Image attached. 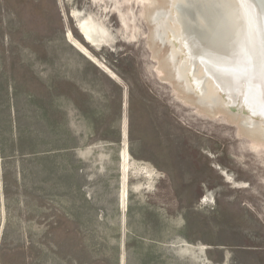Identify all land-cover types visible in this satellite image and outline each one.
Masks as SVG:
<instances>
[{
  "label": "rangeland",
  "instance_id": "rangeland-1",
  "mask_svg": "<svg viewBox=\"0 0 264 264\" xmlns=\"http://www.w3.org/2000/svg\"><path fill=\"white\" fill-rule=\"evenodd\" d=\"M73 9L115 41L85 43ZM117 14L0 0V264H264V146L178 99L144 22L128 39ZM124 127L131 157L159 176L150 186L130 171L122 211Z\"/></svg>",
  "mask_w": 264,
  "mask_h": 264
},
{
  "label": "bare ground",
  "instance_id": "bare-ground-1",
  "mask_svg": "<svg viewBox=\"0 0 264 264\" xmlns=\"http://www.w3.org/2000/svg\"><path fill=\"white\" fill-rule=\"evenodd\" d=\"M92 1L106 7L111 3L119 14L120 25L128 30V39L135 38L138 21L144 22L146 31L142 34L150 57L155 60L154 69L161 80L170 83L178 99L202 115H219L233 123L251 147L264 146V0ZM121 3L125 4L123 8ZM71 12L77 19V31L91 47L102 48L115 41L108 26L91 16L93 13L79 18L80 11ZM65 36L78 52L94 59L71 32ZM125 134L124 127V144L119 153L122 211L130 171L150 186L149 182L159 176L154 167L131 157ZM228 181L235 188H242V182L230 177ZM142 186L138 181L133 188L139 191Z\"/></svg>",
  "mask_w": 264,
  "mask_h": 264
},
{
  "label": "water",
  "instance_id": "water-1",
  "mask_svg": "<svg viewBox=\"0 0 264 264\" xmlns=\"http://www.w3.org/2000/svg\"><path fill=\"white\" fill-rule=\"evenodd\" d=\"M236 105V104H235Z\"/></svg>",
  "mask_w": 264,
  "mask_h": 264
}]
</instances>
